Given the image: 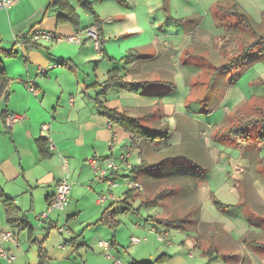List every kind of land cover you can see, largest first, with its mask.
<instances>
[{
    "label": "crops",
    "instance_id": "0c3cea01",
    "mask_svg": "<svg viewBox=\"0 0 264 264\" xmlns=\"http://www.w3.org/2000/svg\"><path fill=\"white\" fill-rule=\"evenodd\" d=\"M121 2L129 4L127 0H119L120 5L115 10L111 2L107 10L96 11L93 9V0H21L9 9L0 10V59L10 78L8 94L0 98V249L11 252L16 258L13 262L0 259V264H41L40 255L43 253L44 264H117L121 262V257H125L129 264L155 262L158 259L163 261L160 264H198L196 252L191 247L185 257L177 249L179 238L174 236L175 243L172 242L171 236L177 234L174 233L175 229L184 231V221L173 216L172 212L166 217H151L148 212L149 223L142 221L146 219L144 217L142 220L129 219L130 213L139 216L146 207L162 208L159 202H149L145 195L138 209L134 207L136 194L145 193V187L136 177L139 170L148 166L144 155L153 151L154 145H160V149L173 146L167 128L156 126L148 129L163 133L159 143L135 140L131 133L124 130L130 144L123 146L118 154L115 146H111L110 134L105 130L106 125L108 130L114 131L118 124L107 120L103 114L105 109H115L101 102L99 93H96L97 98H93V60L100 57L103 42L107 44L105 52L109 54L108 57L111 56L110 59L125 60L130 64L124 72L112 69L121 72L124 82L130 83L123 73L128 76L134 73L133 77L141 78L153 70L163 71L161 57L164 56L161 50L155 51V58L140 52L148 47L156 48L163 42V37L157 36L154 27L148 23L146 6L137 9L141 11L136 13L139 26L132 29V35H126L131 32L127 31L119 34L120 37L117 35L118 39H122L120 42L112 39L105 41L106 33L102 24L110 20L125 21L127 18L121 16L123 12H119L123 10ZM235 5H238L235 1L221 0L214 7L231 10ZM218 19L221 20V17ZM163 24L169 23L159 22V29ZM36 30L53 33L61 40L49 42L39 39L33 42L30 37ZM89 33L96 34L99 41L89 36ZM23 36L27 38L22 39ZM72 36L81 37L82 43L75 45L67 42L66 39ZM130 37H134V41L127 42ZM131 47L134 48L129 51ZM130 52L134 53L129 60ZM166 58L164 66L169 69L170 65L166 64L171 63L173 57ZM157 59H161L159 68L148 66ZM252 68L254 64H249L243 71L228 72L236 71L233 80L239 81L253 72ZM228 72L218 77L214 73L212 79L217 80ZM259 80L255 79L250 85ZM30 82L35 83V94L27 90ZM170 92L171 89L166 90L165 94L170 95ZM163 107L154 105L147 111L153 112ZM116 110L138 120L147 129L140 118ZM142 111L145 113V107ZM261 113L264 110L258 108L257 112L247 115L258 116ZM13 115L21 119L7 128V117ZM152 115L149 113L146 117ZM241 120L243 116H240V124ZM232 127L226 132L231 133L236 128ZM115 135L118 139V134ZM188 142L185 143L194 146L192 140ZM136 153L140 155V164L137 166L133 164ZM123 155L128 156L127 160H122ZM61 157L67 159L70 170L69 205L63 210L51 212L47 220L38 222L36 219L47 212L63 177ZM92 159L107 172L109 180L95 173L89 164ZM107 161L114 162L115 168L109 169ZM97 178L101 181L100 185H95ZM104 181H107L108 190L101 186ZM131 182L140 184L142 189L132 190L129 186ZM102 196L103 202L98 203ZM3 198H7L15 209L16 221L13 224L9 222ZM122 217L130 225V229L126 228L127 235H132L129 252L124 248L125 239L121 238ZM190 222L203 227L199 219ZM19 224L20 227L17 226ZM59 229L66 231L60 233ZM7 232L15 234L17 244L2 240L1 235ZM161 235L167 236L169 241L162 242L159 239ZM132 238L141 239V242L133 244ZM196 240L195 246L202 251L201 259L208 258V264H213L212 261L221 258L213 250L214 239L201 235ZM193 241L194 238L181 240V246L186 247Z\"/></svg>",
    "mask_w": 264,
    "mask_h": 264
},
{
    "label": "rangeland",
    "instance_id": "374dc122",
    "mask_svg": "<svg viewBox=\"0 0 264 264\" xmlns=\"http://www.w3.org/2000/svg\"><path fill=\"white\" fill-rule=\"evenodd\" d=\"M127 1L129 4L121 2L123 10H119L123 12L121 16H127L125 21L110 20L102 24L105 41L112 39L120 42L122 39L118 38L127 31L131 32L126 35H132V29L139 26L136 13L141 11L137 9L146 6L148 23L154 27L157 36L163 37V42L156 48L148 47L140 52L155 58V51L161 50L163 71L153 70L141 78L133 77L134 73L130 76L123 73L130 84L152 83L142 90L141 95L127 89L108 88L109 70L117 68L124 72L130 64L125 60L110 59L111 56L106 55L107 44L103 42L100 57L93 60V98L99 93L100 101L107 103L108 108L140 118L147 129L166 127L173 145L162 149L160 145H154L153 151L144 155L148 166L136 175L145 187V193L136 194L135 210L144 195L149 202H159L162 208L146 207L139 216L130 213L129 219L142 220L144 217L146 219L142 221L149 223L147 217H166L172 212L173 216L184 221V231L175 229L177 234L171 236L172 242L175 243L174 236L179 238L177 249L185 257L192 248L198 264L209 263L208 258L201 259L202 251L195 246L196 239L201 235L215 240L213 250L221 258L212 261L213 264H264V125L248 124L245 131H239V135L237 132H226L232 126L241 128L240 116H243V124L247 126L244 123L250 120L246 119L247 114L257 112L258 108L264 110V54L251 62L255 73H248L242 80H233L236 71L228 72L217 80L212 79L218 67L232 61L245 49L244 45H237L236 42L252 43L254 34H264V0H231L240 4L254 24L251 28L242 23L234 28L232 34L221 26L225 23L215 15L214 6L221 0ZM93 2L96 11L107 10L111 2L114 10L120 5L119 0ZM178 20L180 24L175 23ZM165 21L169 24H163L159 29L158 23ZM134 37L126 41L132 42ZM225 38L229 43L223 47L220 41ZM166 56L173 57L170 59L173 63L166 64L170 65L169 69L164 66ZM161 59L153 60L148 66L159 68ZM257 78L260 80L250 85ZM96 82L99 83L94 86ZM155 82H159L158 85ZM214 82L216 84L212 86ZM169 89L171 94L166 95ZM154 105L165 107L147 111ZM144 107L145 113L142 111ZM149 113L153 115L146 117ZM106 119L109 120L108 117ZM105 130L110 134L111 146H115L118 154L123 146L130 144L120 126L110 131L105 125ZM115 133L118 134L116 140ZM189 140L194 146L186 144ZM108 152L110 154L111 151ZM133 164H140L137 153ZM100 183L97 178L95 185ZM101 186L104 190L109 189L107 181ZM93 188L96 189L94 185ZM148 212L150 216H147ZM195 219H199L203 227L190 222ZM120 221L123 224L121 238L125 239L124 248L129 252L132 235H127L126 228L130 229V225L123 217ZM154 227L157 228V225ZM186 238H194V241L183 247L181 240ZM120 261L129 264L125 257H121Z\"/></svg>",
    "mask_w": 264,
    "mask_h": 264
},
{
    "label": "trees",
    "instance_id": "16d2710c",
    "mask_svg": "<svg viewBox=\"0 0 264 264\" xmlns=\"http://www.w3.org/2000/svg\"><path fill=\"white\" fill-rule=\"evenodd\" d=\"M216 14H217V17L218 18L221 17L222 22L225 23L224 25L222 24L225 30L227 32L231 31L230 34L234 32L235 27L237 28L241 26L242 23L248 25L251 28H254L253 27L254 24L251 22L250 18H248L241 11V9H239L238 5H235L231 10L217 7L215 15ZM26 38L27 37H24V36L22 37V39H26ZM234 39L235 38H233L232 40ZM227 43H229V41L227 42V39L225 38L222 42L223 47ZM236 44L240 46L244 45L245 49L242 51V53L238 57L236 56L232 61L225 63L224 65L218 67L215 70L216 77H218L219 74L224 73V72L226 73L230 70L243 71L249 66V64H251V62L255 58H257L259 55L264 54V34H261V35L254 34V40L252 43L248 42L247 44H243L240 41V42H236ZM225 52L226 50H224L223 53L226 54ZM133 53L134 52L129 53V57H128L129 60L132 58ZM9 86H10V78L8 77L6 73L3 61L0 59V98L3 96H7ZM146 86H148V83L130 84V83L124 82L121 78V72L119 70H112V71H109L108 73L107 84H106V87L108 88L111 87V88H117V89H127L134 93L140 94L142 93L141 90L145 89ZM103 114L107 116L112 122L118 124L121 128L131 133V135L133 136L135 140L144 139L147 142H154L157 139H161L163 136V133L161 132H155V131H151V130L143 128L139 124L138 120L129 118L123 113L117 112L116 109L115 110L105 109ZM249 118L250 120L248 122H244L247 124V126L243 124V120H242V124H239L241 125V128L240 126H236V128H234L231 131V133L237 132V135H239L240 133L239 131L240 130L244 131V129L248 127V124L252 126L260 125V124L264 125V113H262L261 117L247 115L246 119H249ZM0 197H2L1 193H0ZM3 204L6 208L9 222L13 224L16 221L15 209L13 208L12 204L7 198H3ZM17 226L20 227L21 225L19 224ZM40 257H41V264H44L45 254L44 253L41 254ZM162 262H163L162 259H158L155 262H142V263H136V264H160Z\"/></svg>",
    "mask_w": 264,
    "mask_h": 264
},
{
    "label": "built area",
    "instance_id": "2783aa9c",
    "mask_svg": "<svg viewBox=\"0 0 264 264\" xmlns=\"http://www.w3.org/2000/svg\"><path fill=\"white\" fill-rule=\"evenodd\" d=\"M21 0H0V10H4V9H9L11 8L13 5H15L17 2H19ZM89 36L95 38L96 40L99 41L98 36L94 33H89ZM31 41H38L39 39H43L46 41H60L61 39L59 37H57L55 34L50 33V32H46V31H41V30H36L33 32V34L31 35ZM67 42L71 43V44H81L82 43V39L79 36H72V37H68ZM45 71H41V73H44ZM27 90L32 93L35 94L36 92V87H35V83L34 82H30L27 85ZM19 119H21V117L17 116V115H13V116H8L7 120H6V126L7 128H11L13 123L17 122ZM46 129V127H45ZM116 135L114 136V140H116ZM53 148V147H52ZM128 156H123L122 160L125 161L127 160ZM107 163L109 164L108 167L109 169H113L115 168V164L112 161H107ZM89 164L94 168V171L97 175H100L103 178L108 179L107 177V172L105 170H102L98 167L97 161L92 159L89 161ZM61 169H62V173H63V177L61 179V181L58 183L57 185V191L55 196L52 198L50 204H49V208L47 210L46 213H44L42 216L38 217L36 220L38 222H43L45 220L48 219V216L51 212L53 211H58V210H63L65 209L68 205H69V201H70V193H71V185L69 184V165H68V161L66 158L61 157ZM109 180V179H108ZM110 182V181H109ZM130 188L132 190H141L142 187L140 184L135 183V182H131L129 184ZM103 202V198H101L98 203ZM66 230L65 229H59L60 233H64ZM2 240L5 242H13L15 244H17V239L15 237V234L13 232H7V233H3L1 235ZM159 239L161 241H169V239L167 238V236L165 235H161L159 236ZM146 239H143V241H145ZM141 242V239L138 238H132V243L133 244H139ZM0 259H3L5 261L8 262H13L16 258L15 256L11 253V252H5L2 249H0ZM117 264H121V262H117Z\"/></svg>",
    "mask_w": 264,
    "mask_h": 264
}]
</instances>
